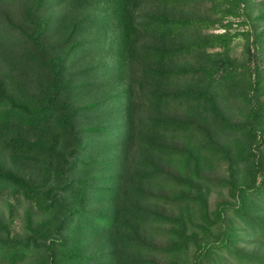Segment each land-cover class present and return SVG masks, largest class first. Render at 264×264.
<instances>
[{
    "label": "trees",
    "instance_id": "1",
    "mask_svg": "<svg viewBox=\"0 0 264 264\" xmlns=\"http://www.w3.org/2000/svg\"><path fill=\"white\" fill-rule=\"evenodd\" d=\"M140 2L106 1L102 16L119 22L112 40L129 82L88 101L84 112L98 121L84 129L76 94L90 83H76L87 74L74 75L66 61L91 41L78 37V24L60 22L62 50H47L46 0L25 3L23 33L36 48L29 57L44 75L37 93L18 82L0 93V188L29 201L23 234L12 229L13 212L0 215L1 261L264 264V72L256 60L264 30L252 39L232 32L246 24L250 0H149L139 11ZM209 2L212 15L190 10ZM215 28L224 30L203 32ZM237 34L248 38L245 60L231 53ZM231 100L237 113L225 105ZM102 139L120 153L96 152ZM221 163L225 174L215 172Z\"/></svg>",
    "mask_w": 264,
    "mask_h": 264
},
{
    "label": "rangeland",
    "instance_id": "2",
    "mask_svg": "<svg viewBox=\"0 0 264 264\" xmlns=\"http://www.w3.org/2000/svg\"><path fill=\"white\" fill-rule=\"evenodd\" d=\"M28 0H0V93L3 90H10L11 86H15L18 82L31 93H37L39 90L40 75L43 74L42 68L37 62L29 57V51L32 53L36 48L30 43L26 35L23 33L24 28H28L24 20V5ZM107 0H46V5L42 8V13L49 21L48 30L44 36L47 50L56 49L59 46L60 34L56 30V25L62 22L64 25L78 24L76 26L78 37L83 41H91V45H83L76 54V57L66 61L67 65L74 75L78 73H86L76 80V83L89 82L90 84L83 87V91L76 94L77 102L83 107V111L77 117V124L81 129L89 128L95 124L98 119L94 115V111L84 112L85 105L90 100H100L112 93L125 90V86L129 82V78L125 75L123 63L119 54L117 55V42L112 40L117 28L118 20L114 17L107 19L103 14L106 10ZM149 0H141L139 11L145 7H149ZM213 5L209 3H199L194 5L190 10L197 14L212 15ZM210 11L207 13L206 11ZM264 11V0H250L248 14L245 15L246 24L237 25L232 32L238 30H248L250 39L255 38L256 32L264 30V17L261 13ZM237 18L236 21L239 22ZM223 28H215L203 30L205 33L221 32ZM251 34V35H250ZM247 37L243 34L236 35L233 39L231 53L236 59L245 60V44ZM255 50V46H251ZM61 51L62 48H57ZM64 50V49H63ZM258 59H256L264 72V46L257 44ZM254 61V60H253ZM123 72V73H122ZM44 75V74H43ZM124 75V76H123ZM225 104V103H224ZM139 109L137 115L147 113V106L143 100H139ZM234 113H237L238 105L234 100L225 104ZM122 107H119V109ZM122 109L119 111V118L114 121V130L121 125L123 118ZM116 143V141H113ZM120 144L114 149V145L107 143L102 139L101 144L95 151L100 154L107 153L115 155L120 153ZM9 163L26 172L30 176H38L39 167L33 163L25 164L21 162ZM218 174L227 172V164L221 163L216 171ZM226 192H223L225 194ZM217 193H213L215 198ZM29 201L20 193H13L7 188H0V215L8 218L14 213V222L12 229L15 232L23 234L25 232L26 213ZM33 257L27 258L20 264H33ZM0 264H9L1 261Z\"/></svg>",
    "mask_w": 264,
    "mask_h": 264
}]
</instances>
